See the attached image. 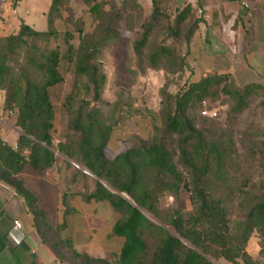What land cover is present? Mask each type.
Here are the masks:
<instances>
[{"label": "trees", "instance_id": "obj_1", "mask_svg": "<svg viewBox=\"0 0 264 264\" xmlns=\"http://www.w3.org/2000/svg\"><path fill=\"white\" fill-rule=\"evenodd\" d=\"M83 1L91 4L94 0ZM58 2L51 0L49 11H58ZM160 2L151 0L150 18L140 26L133 49L140 66L145 61L153 69L174 64L180 71L185 66V56L178 57L171 47L163 44L148 50L151 35L165 16ZM104 5L101 2L90 6L97 22L92 32L79 36L77 46L71 44V32L62 33L66 46L63 55L58 49L48 50L39 45L59 35L49 13L45 31L22 22L17 32L0 37V91L5 92L4 107L17 112L15 125L20 130L15 149L0 139V182L25 200L38 233L46 238L56 235L58 228L47 224L36 196L24 186L18 174L28 166L42 175L53 167L57 150L94 175L95 187L84 199L107 201L117 214L112 235L123 239L119 255L112 262L94 258L76 252L69 241H62L58 235L54 241L47 237L46 241L61 260L67 258L74 264H214L213 259L223 258L230 264H239L238 259L243 264H264V194L232 229L224 199L215 194L209 182L214 166L219 170L222 165V153L197 122L205 102L219 95L230 98L235 111L240 112L250 96L262 90L264 106L261 85L236 87L230 81L231 72L222 71L201 77L174 95L166 94L161 110L162 126L153 138L137 140L112 159L106 157L105 147L113 124L88 101H80L74 109L69 95L65 99L69 116L67 128L77 134L78 139L74 146L67 139L54 146L50 89L63 82L61 60H68L77 76H85L93 100L100 99L104 76L96 64L97 55L119 37V12L111 8L105 10ZM190 14V5L176 10L167 24L171 36L180 35ZM199 21L195 19L186 29L187 43ZM183 186L190 192L193 210L188 213L172 210L166 220H162L156 210L159 197L166 193L177 196ZM142 210L171 226L174 234L152 223ZM254 231L262 238L259 250L262 262L252 261L244 250ZM148 234L157 238L150 253Z\"/></svg>", "mask_w": 264, "mask_h": 264}, {"label": "rangeland", "instance_id": "obj_2", "mask_svg": "<svg viewBox=\"0 0 264 264\" xmlns=\"http://www.w3.org/2000/svg\"><path fill=\"white\" fill-rule=\"evenodd\" d=\"M101 2L105 3L103 9L111 8L119 12L117 23L119 37L102 48L97 55L96 64L104 76L100 99L93 100V93L86 86V77L77 76L73 71L72 64L66 59L61 60L60 69L63 74V82L50 89L54 107L52 137L54 146L59 141L66 139L71 141L74 146L78 135L67 128L69 116L65 99L69 95L72 97L74 109L77 108L80 101H88L90 106L98 107L104 117L113 124L110 138L105 147L106 157L112 159L132 147L137 140L153 138L162 126L161 110L166 94L174 95L201 77L222 72L214 71L204 74L203 70L212 67L222 69L223 64L220 62L208 63L202 57L198 60L192 45L193 35L189 42H186L184 37L186 29L195 19L204 18L203 15L193 13L192 8L190 16L181 27L180 35L174 37L169 34L167 24L173 19L176 10L181 8L180 0H161V8L165 16L159 27L152 33L148 46L149 50L152 46L163 44L171 47L178 57L185 56V66L180 71L174 64H164L162 67L153 69L148 67L146 61L143 66L138 63L133 49L134 41L140 33V26L150 18L151 0H94L91 4L83 0H59L58 11L48 12V16L53 20V27L59 35L50 38L47 42H40L39 45L48 50L58 49L63 55L66 46L62 33L69 31L73 36L71 44L77 46L79 36L92 32L97 22L95 16L90 12V6ZM17 3L18 1H15L8 5L14 10ZM1 13L0 7V22L2 20ZM33 27L40 31L47 30L46 26L37 23ZM14 33V30L10 29L5 32L0 28V37ZM209 52L210 50H208ZM253 80L258 81L257 79ZM253 80L238 79L236 82L232 75L230 76L231 83L239 88H243L246 86L244 84ZM250 84L261 85L264 88V79ZM262 95L263 91L260 90L258 94L250 96L246 106L240 112L235 111V106L230 98L219 95L205 102L201 110L206 114H202L203 111L200 110L197 121L207 135L219 145L222 153V165L219 170L214 166L209 182L215 194L224 199L232 229L245 218L248 209L264 194V106L262 105ZM4 102L5 92L0 91V139L12 136L13 139H16V144H11L15 149L20 134V130L15 125L17 112L5 108ZM212 113H215V116H212ZM55 154L57 160L63 158L66 161L67 169L73 170L72 177L77 179L79 185L81 183L82 186L89 187L95 182L96 178L93 175L83 173L82 166L78 164L80 169H77L72 165L74 160L67 159L57 150H55ZM156 210L162 220H166L172 210H181L183 213L192 211L190 192L183 186L177 196L170 193L161 195L156 204ZM142 212L152 223L162 226L169 233L174 234L171 226L162 223L160 219L146 210H142ZM146 240L150 253L157 243V238L148 234ZM261 244V236L257 231H254L244 248L246 254L254 262L263 261L259 256ZM212 261L214 264H230L223 258ZM237 261L239 264H243L241 259Z\"/></svg>", "mask_w": 264, "mask_h": 264}, {"label": "crops", "instance_id": "obj_3", "mask_svg": "<svg viewBox=\"0 0 264 264\" xmlns=\"http://www.w3.org/2000/svg\"><path fill=\"white\" fill-rule=\"evenodd\" d=\"M180 1L181 8L190 5L193 13L204 16L192 36L195 56L223 64L222 69H204V74L230 71L236 82L258 80L244 85L264 79V0ZM0 7V28L5 32H17L21 22L48 27L50 0H19L14 10L0 1ZM1 140L9 146L16 144L12 136ZM61 159L42 175L26 166L18 177L36 196L47 224L58 228L59 239L69 241L78 253L114 261L123 242L112 235L117 214L107 201H86L84 195L95 187V182L89 187L79 185L72 177L73 170L67 169L66 161ZM72 165L80 169L75 162ZM16 220L21 223L19 230L14 229ZM56 235L46 238L54 241ZM46 238L38 233L25 200L0 182V264H74L67 258L59 259Z\"/></svg>", "mask_w": 264, "mask_h": 264}, {"label": "built area", "instance_id": "obj_4", "mask_svg": "<svg viewBox=\"0 0 264 264\" xmlns=\"http://www.w3.org/2000/svg\"><path fill=\"white\" fill-rule=\"evenodd\" d=\"M0 1H1L2 3L11 4V3L15 2V1H19V0H0ZM202 114L205 115L206 112L203 111ZM212 116H215V113H212ZM14 229H16V230L21 229V223H20L18 220H16V221L14 222Z\"/></svg>", "mask_w": 264, "mask_h": 264}, {"label": "water", "instance_id": "obj_5", "mask_svg": "<svg viewBox=\"0 0 264 264\" xmlns=\"http://www.w3.org/2000/svg\"><path fill=\"white\" fill-rule=\"evenodd\" d=\"M83 171L86 172V173H89L91 174L88 170H86L85 168H83ZM93 175V174H92ZM105 186H107L109 189H111L113 192H116L114 191L110 186H108L105 182L101 181Z\"/></svg>", "mask_w": 264, "mask_h": 264}]
</instances>
